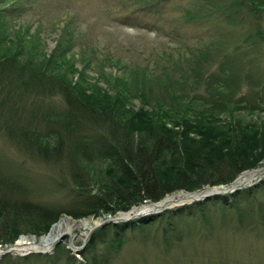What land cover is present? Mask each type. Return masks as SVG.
I'll return each mask as SVG.
<instances>
[{
    "label": "rangeland",
    "instance_id": "rangeland-1",
    "mask_svg": "<svg viewBox=\"0 0 264 264\" xmlns=\"http://www.w3.org/2000/svg\"><path fill=\"white\" fill-rule=\"evenodd\" d=\"M248 2L9 0L8 4H13L14 9L10 10L12 19L8 31L2 30L0 33V41L3 42L0 47L4 46L0 50V56L6 58L15 54L21 49V44L29 43H23L24 40L35 42L43 54L50 56L62 34V40L66 39L62 43V50L65 52L63 55H55L59 58L56 66L60 72L56 78L63 79L83 102L97 109L121 111L122 118L137 116L144 127H159L181 147L179 158L192 156L208 159L216 152H229L243 162H256L242 171L237 179L241 174L252 170L263 174L259 181L253 180L239 189L258 187L259 191L255 195L257 201L247 207L252 208L258 222L235 226L228 221L222 223L219 218L214 219L211 215V224L207 226V223L188 219L180 227L178 225L183 234L181 240L166 252L152 240V235H146V240L139 231L128 232L120 250L104 264H264V220L261 219V216L264 217V210L260 209L261 202L264 206V187L260 184L264 181V111L244 113L243 110L231 107L219 109V106L207 109L209 104L206 108L199 103H189L191 100L187 98L174 99L172 103L158 98L161 86L171 81L163 73L172 77L179 76L186 69L184 62H181L180 69L174 66L169 60L170 54L178 55L183 60L190 52L204 49L220 56L229 54L230 63L223 65V71L232 69L235 72L239 77L242 93H257L264 98V42H260L252 34L256 31L255 22L247 14L246 6L231 8L232 4ZM228 7L232 13L236 10L232 20L234 24H229L225 19L224 12ZM65 28L71 32L70 36H63ZM248 38L250 40L243 43ZM159 61L162 65L154 67L155 62ZM213 65L212 69L207 67L208 72H213L216 68V63ZM165 68L169 70L162 72ZM236 98H240L239 93ZM35 104L48 107L50 111L55 110L52 111L54 113L50 112L52 120L56 117L55 112L65 110L64 102L59 96H49L43 92L31 97L27 106L33 108ZM36 110L47 121L48 113L38 106ZM13 122L12 125L15 124ZM2 132L0 166H6L12 171L15 181L27 190L25 198L28 201L49 211L70 210L72 204L76 203L78 197L73 190L75 184L72 174L78 173L84 177L79 169L80 163L81 168L90 169L91 173L102 171L98 164L100 161L89 163L82 156L68 160V150L64 143L57 156L60 160L46 162L32 152L23 151L9 139L5 130ZM85 135L87 137L81 138L83 141L98 139L101 134L95 131ZM62 136L66 138V135ZM194 151L199 154L195 156ZM160 166L163 180H169L171 184L180 183L181 180L170 168L162 163L157 165ZM177 166L180 165L177 163ZM194 167L187 170L191 176L196 172ZM212 188L224 186L203 185L192 193ZM183 193L189 192L178 190L164 198ZM142 203L144 200L126 212H100L98 215L79 219L62 213L51 226L44 228L39 225L35 227V234L29 232L19 235L11 244L0 245V248L9 251L22 237L38 239L48 234L52 226L61 219L76 223L84 220L102 221L86 237H82L83 230L78 225L75 230L76 249L71 247L69 238L64 236L48 254L18 255L10 252L0 256V264H66L68 256H74L82 262V250L93 233L105 225L103 222L118 218ZM151 203L148 201L146 205ZM189 203L191 202L186 205ZM177 207L165 208L161 213ZM79 209L81 207H77ZM205 212L207 215V208ZM108 223L120 222L106 224ZM31 229L33 228L29 230Z\"/></svg>",
    "mask_w": 264,
    "mask_h": 264
},
{
    "label": "trees",
    "instance_id": "trees-1",
    "mask_svg": "<svg viewBox=\"0 0 264 264\" xmlns=\"http://www.w3.org/2000/svg\"><path fill=\"white\" fill-rule=\"evenodd\" d=\"M248 1V4H232L231 8L246 6L247 14L255 22L256 31L252 34L260 42H264V0ZM8 3L9 0H0V33L2 30L7 32L8 25L11 24L10 10L14 9V5ZM224 13L226 21L234 24V13L229 7ZM66 29L63 36H70L71 32ZM248 40L250 38L243 40V43ZM25 42L29 43L21 44V49L15 54L6 58L0 56L3 58L0 59V133L5 130L9 139L23 151L32 152L46 162L60 160L57 156L64 143L68 150V160L82 156L89 163L100 161L98 164L102 171L91 173L90 169L81 168L80 163L79 169L84 177L78 173L72 174L75 184L73 190L78 197L76 203L72 204L70 210L53 212L28 201L25 198L27 190L15 181L12 171L6 166H0L1 246L11 244L19 235L29 232L35 234V227L39 225L44 228L51 226L62 213L79 219L95 216L100 212H126L142 200L155 203L178 190L194 192L193 190H198L203 185L227 186L242 171L256 163L243 162L229 152H216L208 159L192 156L179 158L181 147L159 127L141 126L137 116L122 118L121 111L97 109L83 102L63 79L56 78L60 72L56 66L59 58L55 55H63L65 52L62 49L66 39L62 40V34L50 56L43 54L35 42L24 40L23 43ZM0 43L3 44L1 41ZM3 49L4 46L0 47V50ZM229 56L211 54L207 49L192 51L183 60L178 55L170 54L169 60L174 66L180 69L181 62H184L186 69L179 76L172 77L163 73L171 81L161 86L159 100L172 103L174 99L187 98L191 100L189 103H199L206 108L209 104L207 109L219 106V109L231 107L243 110L244 113L264 111V98L257 93H242L239 77L235 72L232 69L223 71V65L230 63ZM214 63L216 68L213 72H208L207 67L212 69ZM157 65H162V62H155L154 67ZM164 70L169 69L165 68L162 72ZM40 92L59 96L63 100L65 110L55 112V119L50 118L55 110L50 111L41 104H35L33 108L27 106L29 99ZM238 93L240 98H236ZM37 106L48 113L47 121L43 119L44 115L37 112ZM84 131L86 132L83 133ZM95 131L100 132V138L87 141L81 139L87 137L85 134ZM182 151L185 156L183 149ZM193 154L197 156L199 153L194 151ZM160 163L177 174L180 183L171 184L169 180H163L160 171L162 168L157 167ZM193 167L196 172L191 176L187 170H192ZM260 184L263 188L264 181ZM257 191L258 187L236 190L231 194L183 205L161 214L146 215L129 222L105 224L93 233L82 250V262L74 256H68L66 264H104L120 250L126 234L134 231H139L146 240V235H152V240L158 246L160 244L161 249L169 251L181 240L183 234L179 227L188 219L207 223L208 226L211 224L210 216L213 215L214 219L219 218L222 223L228 221L235 226L246 222L253 224L258 221L252 208L247 207L257 201ZM77 207L81 209L77 210ZM260 209L264 210L262 202ZM261 219L264 220V217L261 216ZM30 228L33 229L30 231Z\"/></svg>",
    "mask_w": 264,
    "mask_h": 264
},
{
    "label": "bare ground",
    "instance_id": "bare-ground-1",
    "mask_svg": "<svg viewBox=\"0 0 264 264\" xmlns=\"http://www.w3.org/2000/svg\"><path fill=\"white\" fill-rule=\"evenodd\" d=\"M262 175H263L262 172H258V170L245 172L241 174V176L236 180L233 186L242 187L244 186V184H249L253 180L258 181L259 179H261ZM230 189H232V187L228 188L224 186V188H214L202 192H196L190 194L183 193L174 196H168L167 198H164L155 205L134 209L130 212L121 214L118 217V219L120 220V222L127 220L132 221L138 218L137 215H141L143 213H148L151 211H160L171 206H176L182 203L184 204L187 202H191L192 200L198 199L205 194H209L216 191H221V192L225 190L230 191ZM101 221L102 220H95V221L84 220V221H80L79 223H76L68 219H61L54 226H52L48 234L38 239L32 237L31 238L22 237L15 243V245L10 249V251L17 253L18 255L26 254L30 252L48 253L56 244V242H58V240H60L64 236H67L69 238L71 247L73 249H76L74 242L77 239L75 230L77 229L78 225L83 230L82 237H86L96 226L99 225ZM3 251L4 250L0 248V256L2 255Z\"/></svg>",
    "mask_w": 264,
    "mask_h": 264
},
{
    "label": "water",
    "instance_id": "water-1",
    "mask_svg": "<svg viewBox=\"0 0 264 264\" xmlns=\"http://www.w3.org/2000/svg\"><path fill=\"white\" fill-rule=\"evenodd\" d=\"M234 184H235V182H233L230 186H228V188L232 187V189H230V191L229 190H225V191H222V192L221 191H216V192H212V193H209V194H205V195L201 196L198 199L192 200V202H196V201H200V200L202 201V200H205V199L210 198L212 196H220V195H223V194L231 193V192H233V191L241 188L239 186H235L234 187L233 186ZM248 186H250V185H248ZM212 189H214V188H212ZM155 204H157V203H154V205ZM181 205H184V204L182 203V204H179V205H176V206H181ZM163 210H165V209H163ZM159 213H161V210L160 211H151V212H148V213H143L141 215H137V217H141V216H145V215H152V214H159ZM112 221L120 222V220L118 218H115V219H113L111 221H105V222H103V224H106L107 222H112ZM5 248H7V247H5ZM10 252H11L10 250L9 251L8 250H5V251H3L2 255L7 254V253H10ZM30 253L45 254L43 252H30ZM21 255H24V254H21Z\"/></svg>",
    "mask_w": 264,
    "mask_h": 264
},
{
    "label": "built area",
    "instance_id": "built-area-1",
    "mask_svg": "<svg viewBox=\"0 0 264 264\" xmlns=\"http://www.w3.org/2000/svg\"><path fill=\"white\" fill-rule=\"evenodd\" d=\"M146 203V201H144Z\"/></svg>",
    "mask_w": 264,
    "mask_h": 264
}]
</instances>
